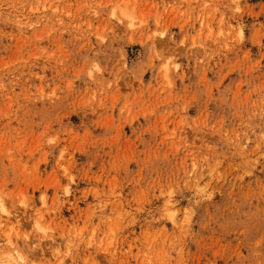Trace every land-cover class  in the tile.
Masks as SVG:
<instances>
[{"label": "rangeland", "instance_id": "obj_1", "mask_svg": "<svg viewBox=\"0 0 264 264\" xmlns=\"http://www.w3.org/2000/svg\"><path fill=\"white\" fill-rule=\"evenodd\" d=\"M17 252L264 264V0H0V264Z\"/></svg>", "mask_w": 264, "mask_h": 264}, {"label": "bare ground", "instance_id": "obj_2", "mask_svg": "<svg viewBox=\"0 0 264 264\" xmlns=\"http://www.w3.org/2000/svg\"><path fill=\"white\" fill-rule=\"evenodd\" d=\"M4 212H6V210L4 208L1 209ZM4 240H7V238H4ZM7 262L6 264H29V261L26 259V257L21 256L18 252L15 253H11L7 256Z\"/></svg>", "mask_w": 264, "mask_h": 264}]
</instances>
